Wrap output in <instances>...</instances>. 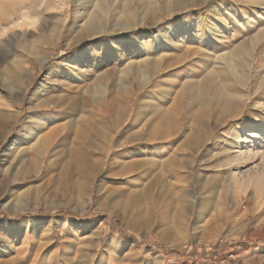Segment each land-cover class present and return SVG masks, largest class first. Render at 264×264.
<instances>
[{
	"label": "rangeland",
	"instance_id": "374dc122",
	"mask_svg": "<svg viewBox=\"0 0 264 264\" xmlns=\"http://www.w3.org/2000/svg\"><path fill=\"white\" fill-rule=\"evenodd\" d=\"M76 1L81 0H0V24H9L8 30L0 32V53L4 56L8 50L17 51V55L25 57L27 80L30 76L33 78L29 84L19 83L14 87L3 82L5 73L0 68V121L8 126L0 128V264H85L82 257L89 254L93 256L91 264H264V198H256L254 189L249 188L245 198L236 201L229 186L235 169L254 172V166L243 165V169H238L226 163L235 133L241 135L244 129H264L263 112L256 117L250 112L252 104L263 98L264 86L254 96L250 95L251 86H248L245 94L250 98L241 99L239 115L230 110L234 105L228 110L233 113L225 118L221 119L214 112L207 123L210 136L206 142L207 131L185 141L182 131L171 138H160L167 129L157 124V117L165 109L160 105L174 97L177 102L182 98L183 106L188 104L186 91H183V97L176 94L182 81L193 71L187 70L180 76L178 71L173 72L180 81L176 80L166 89L160 85L167 79L162 69L154 72L144 87L141 78L135 76L138 70L126 77L123 75L130 63L127 47L134 52H145L147 56L139 60L147 65L153 57L180 53L188 45L189 37H204L213 45L208 53L210 56L215 51L217 55L226 53L221 62H213L210 68L218 72L221 69L230 77L229 57L235 45L250 40L254 34L261 33L259 36L264 37V20L260 13L242 14L239 11L237 17L228 19V27L224 28L216 25L208 9L225 0L202 3L199 0H177L176 6L170 5L167 15L163 0H83L85 10L76 15L79 17L75 27L77 30L84 28L89 38L68 46L67 36L73 26ZM5 7L7 10H3ZM174 30L181 32L171 38ZM218 31L223 34L214 43L212 39ZM183 33L186 40L181 35ZM164 45L168 51L162 48L156 53ZM83 47H87L86 51L80 54L82 57L78 55V59L75 54ZM25 48L30 51L28 55L21 52ZM263 48L264 42L255 55L252 80H256V76L257 81L262 78L258 67L259 53ZM41 56L44 61L39 60ZM145 65L143 68L139 66V70H146ZM49 69L55 71L49 81L54 74L58 78L69 76L71 90L80 96H84L81 93L84 89L90 94L106 90V99L117 94L125 96L127 101L129 94L134 95L125 101L126 110L118 129L112 126V119L106 113L97 118L108 134L107 139L98 141L102 155L106 148H110L104 159L107 163L100 175L88 180L86 188L84 185L78 188L79 192L66 176L59 180L56 170L49 175L54 180L51 184L47 179L42 182L36 175L17 183L5 172L9 164H3L5 157L2 154L7 152L8 145L29 117L26 109L31 93ZM98 75L105 77L102 79ZM201 79L199 77L198 81ZM49 81L44 83L45 87L49 86ZM142 98L146 103L151 102L152 108H146V117L131 131L135 107ZM43 99L41 97L40 101ZM91 104L97 107L95 102L91 101ZM214 106L210 107L215 109ZM41 112L52 111L43 109ZM38 114L37 110L34 111L33 117ZM144 121H147L146 130L155 138L158 135V139L150 144L133 136ZM183 122L185 117L180 123ZM63 123L57 119L45 128ZM68 145L69 148L63 149L64 157L60 162L71 154L68 155L73 144ZM184 145L191 146L190 151ZM24 146H21L18 157L25 151L24 160L29 164L31 152L27 150L28 146ZM178 147L182 152L176 150ZM138 150L142 153L139 162H133L136 164H128L130 159L121 164L111 161L127 158ZM262 150L264 152V142ZM172 155L177 159L174 158L175 164L169 159ZM257 168L262 170L261 165ZM119 191L124 192L121 198ZM115 195L119 200L113 199Z\"/></svg>",
	"mask_w": 264,
	"mask_h": 264
},
{
	"label": "bare ground",
	"instance_id": "6f19581e",
	"mask_svg": "<svg viewBox=\"0 0 264 264\" xmlns=\"http://www.w3.org/2000/svg\"><path fill=\"white\" fill-rule=\"evenodd\" d=\"M202 1H207V0H199V2L201 3ZM176 2L177 0H163V5L165 6L164 12L166 15L171 10L170 5L176 6ZM151 3L152 1L149 4ZM84 7H85V3H83V0L76 1L75 8H77V10H75L76 14L71 23V25L73 26L71 27L67 36L68 46L78 44L81 41L85 40L86 38H89V34L87 31L84 30V28L83 30L82 29L77 30L78 27L77 28L75 27L76 20L79 17L76 15L82 10H85ZM8 8H12V6ZM244 8L247 10V12L246 10L243 11ZM4 9H6V7L3 8V10ZM239 11L243 12L242 14H248V12L250 13L258 12L261 14V15L259 14V16H261L260 18L264 20V0H225L224 2H220L219 6H213L210 9H208V14L212 17V20L214 19L213 21L217 22L216 25L218 27L222 26L224 28L225 27L227 28L229 22L228 19L237 17L238 14L240 13ZM255 15H257V13H255ZM82 19H84V17ZM16 20L18 21L19 18H17ZM206 21H208V23L210 24L208 17ZM81 22L82 20L77 23H81ZM8 25L7 24L5 25L4 23L0 24V32L3 33L4 31L8 30ZM221 31L223 32V30ZM180 32L181 30H174L170 35V37L174 38L177 34H180ZM222 32L218 31V33L214 35L213 37L214 41L212 39V42L217 43V40H220V38L218 37L223 34ZM260 34L261 33H259V35ZM181 35L182 37L184 36V40H186L185 39L186 34L183 33ZM259 35L254 34L253 38H250V40H242L238 42L237 45H235V47L233 48L234 52L229 57L230 58L229 69L232 70L231 72L233 74V75L231 74L230 77L224 75L225 71L221 69H220L221 72L220 71L218 72L217 70H213L212 67L210 68L213 62L215 63L217 61L221 62V60H223L224 57L226 56V53L224 52L221 55H217L216 51L214 50L215 51L213 54L214 56L213 55L210 56L208 53L213 45L210 43L211 41L207 42V40H205L204 37L203 38L198 37V39L194 37L192 38L189 37L188 45H186V47H184L180 51V53H177L175 56H171V55H169L168 57L158 56V57H153L152 60L149 61L147 60L148 64L147 65L144 64L146 66V70L143 69L139 70V66H141L142 68L144 66L143 65L144 61H141L143 65L142 66L139 58L144 56L146 57L147 56L146 53L145 52L139 53L137 51L134 52L132 51V48L129 47L126 48L127 52H129L130 63L127 66L128 68L127 71H125L123 75L126 77L128 73H133L136 70H138L135 73V76H137V79L141 78L142 82L140 83L143 87L144 85H147L148 81L153 76V73L159 72L161 69L164 72V74L167 75L166 81L160 83V85L165 89L167 86L173 84L176 80L178 81L180 74H185L187 70L193 71L192 75L190 73L188 77L185 79V81H182L181 88L176 94V96L181 95V97H183V95H185L183 91H186L189 96L188 104H186V106H183L182 103L183 99L180 97L181 98L180 102H177L176 97H174L167 103L165 102L166 104L163 103L160 105V106L163 105V107L165 106V109L161 108L162 112L161 115L157 117L158 118L157 124H159V126L162 125L167 129L166 133L160 136V138L162 139L171 138L176 134H179L180 131H182L184 139L185 141H187L186 139H188L189 137L191 138L196 134L198 135L199 132L203 133L207 131L208 136L204 140L206 142V140L210 136V130L208 128L207 123L213 118L214 112H217V114L221 117V119L222 117L225 118L229 116L230 113H233L234 111L235 114L238 113L236 115H239L240 101H242L243 99L245 100L246 98L247 99L250 98L248 94H245L247 93L246 90L248 86L249 85L251 86L250 95L252 96L256 95L258 91L261 90L264 86V48L259 53L260 64L258 67L259 74L262 75V78L260 81H257L258 76H256L257 78L256 80H252L251 78V73H252L251 70L255 65V55L257 53V49L259 48L260 44L264 42V37H262V35L261 36ZM86 48L87 47H83V49H81L80 52L75 54V57L86 51ZM162 48L165 50L167 46L164 45V47H159L156 53H159V50H161ZM24 51L26 52L27 55L30 52L28 48H25L21 52L24 53ZM17 53H18L17 51L12 52L9 50L4 56H2L0 53V68L4 70L5 73L4 78H6V80L5 81L3 80V82L5 83L8 82L9 85L14 87H18L19 83H23L26 85L33 81V78L31 76L29 80H27L28 74L25 69L26 58L17 55ZM193 56L195 57L192 58ZM39 60L44 61L42 60V56L39 57ZM226 61L228 63V60ZM175 65H179V66L178 67L176 66L175 68ZM50 68H53V66H51ZM175 71H178L177 75L179 76H177V79L173 74V72ZM53 72L55 71L49 69L46 72L42 81L39 82L34 87L31 93V97L29 98L27 103L26 111L29 112V117H27V119L24 120L22 126L20 127V130L17 132L14 139L8 145L9 148L7 152L5 154L4 153L2 154L3 158L5 157L3 160V164L4 163L9 164L5 168L6 169L5 172L8 174L7 176H10V178L12 179L15 178L14 180L17 183L19 182L18 180L23 181L27 176L36 175L39 177V179L42 182L49 180L51 184L54 182V180L53 177L50 179L49 175L52 173V171L56 170V172L58 171L59 180H63L66 176V179L69 180L71 186L77 188L76 191L79 192L80 189L78 188H81V186L83 185L86 188L88 184V180L94 176L100 175L104 171V167L107 163V161H105L104 159H106L107 152L109 151L110 148L109 147L106 148L102 155L101 153L103 150L102 147H100V145L98 144V141L100 139L101 140L105 139L108 134L105 127H103L104 125H102L97 118L102 116L103 113H106L107 116L111 117L112 119L111 121L112 126L115 129H118L126 110L124 107L126 98H124L125 96L123 97L121 95L111 94L109 96V99H106L105 98L106 97L105 95L107 94L105 92L106 90L102 91V93L100 94L99 93L90 94L88 92V89H84V91L82 90L81 93H84V96H80L71 90L70 88L71 77L69 76L66 78H58L55 77L56 74H54V78L51 81H49V76L50 75L52 76ZM102 77H103L102 75L101 77L99 76V78ZM199 77H202L200 81H198ZM48 81H49V86L45 87L44 83ZM162 87L160 89H162ZM125 90H127V88ZM75 91H77V89ZM131 94H129L130 95L129 99L131 98V96H134ZM41 97L44 99L40 101ZM97 98L99 99V101L96 100ZM129 99L127 101H129ZM79 101H82V103L80 104ZM91 101L95 102V105L97 107H95L94 105L91 106L93 104V103L91 104ZM145 101L146 100H144L143 98L137 101L135 107L136 112L131 122V128H132L131 131H134V128H137L140 121L144 120V118L147 115L146 111L148 109L146 108H149L151 106L150 105L151 102L146 103ZM211 105L213 106L215 105L214 106L215 109L210 107ZM231 105H234V109H230L233 112H228L229 108L232 107ZM43 109L50 112L52 111L51 112L52 114L41 112ZM36 110L39 112V114L34 115L33 117V113ZM241 110H243V108ZM250 112L254 113L255 117L258 115L259 112H263L264 114V96L263 98L258 99L256 102L252 104V108L250 109ZM184 117H185V123L183 122L184 124H181L180 122ZM57 119L63 120L64 123L60 125H55L49 129L45 128L48 127L49 124L56 121ZM142 123H143L141 125L142 127L136 132H133V136H135L136 139L142 138L144 143L147 144L154 142V140L156 141V138L158 139L157 137L158 135L155 138V135H152L150 133L151 131L149 132L146 130L147 121H144ZM5 126L6 124H3V122L0 121V128L3 129L8 128V126L7 127ZM206 128L207 130H205ZM232 141L233 142H231V144L229 143L231 152H230V156L226 157L227 158L226 163L231 164L234 167H238V169L241 168L243 169L245 167V166L243 167V165L254 166L252 168L254 169V172H249V171L243 172V170L236 171L235 169L231 173L229 186L231 187L232 192H234L233 194L235 200L242 201L245 198L246 190L249 188L254 189L256 198L259 197L264 198V181H263L264 152L263 150L261 151V146L264 142V129H259V128L257 130L244 129L241 135L235 133V136L233 137ZM70 142L73 144V149L70 150L68 155L70 153L72 155L70 154L69 157L67 156L68 158L67 160L60 162L59 161L60 158L64 157L63 149L65 147L69 148L68 144ZM184 143L186 144V142ZM24 145L28 146L27 150L31 152V160L29 164H27L26 161L24 160V156H25L23 154L25 152L24 150H23L24 152H22V156L20 155L21 153L20 152L19 153L20 156L18 157V152L20 151L21 146L25 147ZM117 146H119L118 148L121 147V145H117ZM184 147H186L187 150L191 148V146L188 147V145H184ZM144 150L145 149H143V151ZM176 150L177 151L180 150L182 152V150L179 149V147ZM224 151H227V149H225ZM224 151L222 150L221 154ZM64 153L66 156V151ZM141 153L142 152L138 150L132 153L127 158H123L121 160L119 159L118 161H115L116 159L113 158L114 160L111 161L113 164H121L123 163V161L126 162V159H130L129 160L130 162L127 163L133 165L136 164L133 162L136 161L139 162L138 157L139 156L141 157ZM174 158H175L174 155H172V157L169 158L170 161H174L172 164L176 163L175 161L176 158L175 159ZM259 161L260 164L256 165V163H258ZM258 165H261L262 170L257 168ZM84 190L86 193V189ZM123 193L124 192L120 193L119 191L120 198L122 197ZM119 197L115 195V198L113 199L116 201V199L119 200ZM138 201L137 203H139ZM93 245L96 246L95 244ZM92 257L93 256L91 254H89V256H83L82 257L83 263L91 264L90 262Z\"/></svg>",
	"mask_w": 264,
	"mask_h": 264
}]
</instances>
